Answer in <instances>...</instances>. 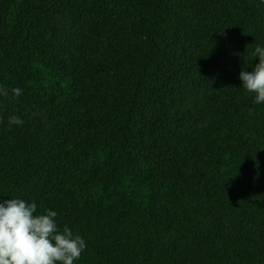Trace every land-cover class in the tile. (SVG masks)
Returning <instances> with one entry per match:
<instances>
[{
    "label": "trees",
    "instance_id": "1",
    "mask_svg": "<svg viewBox=\"0 0 264 264\" xmlns=\"http://www.w3.org/2000/svg\"><path fill=\"white\" fill-rule=\"evenodd\" d=\"M257 46L262 0H0V202L74 264H264Z\"/></svg>",
    "mask_w": 264,
    "mask_h": 264
},
{
    "label": "clouds",
    "instance_id": "2",
    "mask_svg": "<svg viewBox=\"0 0 264 264\" xmlns=\"http://www.w3.org/2000/svg\"><path fill=\"white\" fill-rule=\"evenodd\" d=\"M264 2V0H262ZM255 54L259 63L251 72L244 70L240 79L246 94H255L254 103L264 102V48L257 46ZM13 99L21 96L23 89L13 88ZM0 95L7 96L4 89ZM17 116L9 118L10 125H21ZM36 203L19 199L0 202V264H74L86 249V242L65 226L61 231L55 218L57 213L34 215Z\"/></svg>",
    "mask_w": 264,
    "mask_h": 264
}]
</instances>
